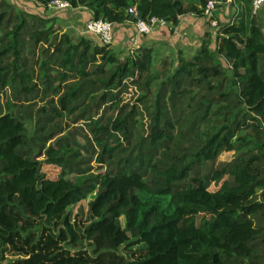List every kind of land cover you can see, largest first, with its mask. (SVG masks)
Segmentation results:
<instances>
[{
    "label": "trees",
    "instance_id": "1",
    "mask_svg": "<svg viewBox=\"0 0 264 264\" xmlns=\"http://www.w3.org/2000/svg\"><path fill=\"white\" fill-rule=\"evenodd\" d=\"M64 1L113 27L136 8L174 33L209 0ZM245 1L172 72L152 70V48L122 59L0 2V264H264V25Z\"/></svg>",
    "mask_w": 264,
    "mask_h": 264
},
{
    "label": "rangeland",
    "instance_id": "2",
    "mask_svg": "<svg viewBox=\"0 0 264 264\" xmlns=\"http://www.w3.org/2000/svg\"><path fill=\"white\" fill-rule=\"evenodd\" d=\"M195 1V0H194ZM192 1L191 4H196L199 5L198 1L196 0L195 2ZM245 1V0H244ZM0 2H6L7 4H10L16 11H24V12H28L31 14H36L39 16H44L47 18H54L56 20V28H60L59 30L62 31L63 33H67L70 36H72L74 38V40L79 39L81 36H86L89 39H91L94 43L100 44V40L98 37L94 36V35H90L87 34L85 31L86 28V24L90 21V19L92 18V14H90L89 16V11L87 8H82L81 10H69L66 12H62V10H51L49 8H45L44 6L39 5L36 0H0ZM194 2V3H193ZM261 11V10H260ZM264 12V11H263ZM91 13V12H90ZM259 15V14H258ZM131 23H133L135 25L134 22H128L126 26L127 27V32H130V34H128V38L120 39L119 36L117 37L115 34V31L117 29V27H114V42L111 44V46L116 50V52H119L120 57L123 59L125 57H127L130 52H129V47H127L126 43L128 41V39H137L139 42L144 41L145 44L142 47H146V48H152L155 52V58L156 61L153 65V71H162V69L166 68L169 72L175 71L177 66H178V57L181 53H183V55L186 58H191L192 55L194 54V51H200L201 47H202V42L198 43L197 42H193V45L197 46L196 49H192L193 52H190L189 50L191 49H187L188 46H185L184 44L182 45L179 41H173L172 45L170 43H149V45L146 43V40H149L151 38V36H141L139 34H137L136 32H134L133 26L131 25ZM136 28V25H135ZM211 28V27H210ZM214 30V29H212ZM218 34V33H217ZM217 34L215 31L211 32L212 39L211 41L213 42L212 48H215V39L217 37ZM211 38V36L205 34L204 39L205 40H209ZM165 42V41H164ZM140 48V47H139ZM191 48V47H189ZM224 66L226 67L225 63ZM155 88V87H154ZM131 91H135V88L133 87L131 89ZM138 93V90H137ZM132 95V93H131ZM126 95L125 99L128 102L131 99V103H134L136 101V96L134 95ZM132 97V98H130ZM0 100L3 103H6V99L4 98V96H0ZM33 123H28V128L30 129V131H33ZM81 143H83V138L79 137L78 139ZM44 157H40L38 158V160L43 159ZM236 158V154L235 153H224L222 154L218 160L215 163L209 164L206 168H204V170L202 171L201 174L206 173L208 170L210 169H217V168H222L223 166H225L226 164H228L229 162L233 161ZM46 174L49 176H56L55 175V171H51L53 169L46 167ZM72 179L73 177H68V179ZM219 189L218 185H212L210 190L211 191H216ZM95 199L94 196H88V198L76 205H73L69 208V211L67 212V216H69L71 223H76V222H82V223H86L89 217V205L90 202L93 201ZM126 220L124 217L121 218V224L122 226H125ZM55 234H57L58 230L54 229ZM5 257V262H7L8 260H17L18 258H22L23 256L19 255L18 253L15 252H11V251H7L4 249L3 251Z\"/></svg>",
    "mask_w": 264,
    "mask_h": 264
},
{
    "label": "crops",
    "instance_id": "3",
    "mask_svg": "<svg viewBox=\"0 0 264 264\" xmlns=\"http://www.w3.org/2000/svg\"><path fill=\"white\" fill-rule=\"evenodd\" d=\"M192 1L194 0H184L185 5H192ZM196 1V0H195ZM194 1V2H195ZM217 1V0H216ZM193 2V3H194ZM217 8L215 12V19L218 22V27L214 28L211 27L210 22L205 17H198L194 14H188L181 18L180 24L178 27L175 28L174 33H171V26L169 24H165L164 26H157L153 32L149 35L151 38L146 40V43H170L172 45L173 41H179L182 45L188 46L187 49L190 52H193L192 49H196L197 46L193 45V42L203 43L205 34L211 36V32L215 31L216 34L219 32L220 28L226 26L228 24H233L237 21V18L240 14H245L246 17L248 16L247 13V3L244 0H226L224 2L217 1ZM196 5V4H193ZM198 6V5H197ZM81 10V9H78ZM77 11V9L75 10ZM264 8L258 13L261 17L262 23L264 25ZM89 12V16H90ZM257 14V16H258ZM253 15V14H252ZM128 23V22H127ZM127 23L122 25H117V29L115 31L116 36L120 39L128 38L127 32ZM133 26L134 32L137 33L135 25L131 23ZM211 27V28H210ZM214 29V30H212ZM138 34V33H137ZM148 36V35H147ZM165 41V42H164ZM145 44L144 41L139 42L136 38L135 39H128L126 45L129 47L130 52H133L134 49L142 47ZM191 47V48H189ZM195 53V51H194Z\"/></svg>",
    "mask_w": 264,
    "mask_h": 264
},
{
    "label": "built area",
    "instance_id": "4",
    "mask_svg": "<svg viewBox=\"0 0 264 264\" xmlns=\"http://www.w3.org/2000/svg\"><path fill=\"white\" fill-rule=\"evenodd\" d=\"M217 4L218 2L216 0H209L204 10L205 18L210 22L211 27L214 28L218 27V22L215 19ZM251 4L253 15H257L260 10L264 8V0H252ZM48 8L51 10L64 11L70 9L71 5L69 2L64 0H53L48 5ZM129 13L135 17L136 21L134 23L136 25V30L141 36L150 35L157 26H164L166 24L165 21L157 18L148 20L142 19L136 8H130ZM85 31L87 34L98 37L103 45H111L115 39L113 24L104 20L90 19V21L86 24Z\"/></svg>",
    "mask_w": 264,
    "mask_h": 264
}]
</instances>
